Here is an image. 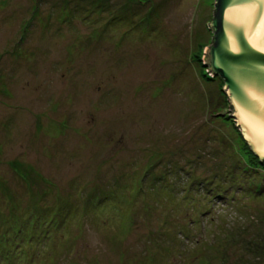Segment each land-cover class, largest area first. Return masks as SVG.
Instances as JSON below:
<instances>
[{
    "label": "rangeland",
    "instance_id": "obj_1",
    "mask_svg": "<svg viewBox=\"0 0 264 264\" xmlns=\"http://www.w3.org/2000/svg\"><path fill=\"white\" fill-rule=\"evenodd\" d=\"M215 2L0 0V264H264Z\"/></svg>",
    "mask_w": 264,
    "mask_h": 264
},
{
    "label": "water",
    "instance_id": "obj_2",
    "mask_svg": "<svg viewBox=\"0 0 264 264\" xmlns=\"http://www.w3.org/2000/svg\"><path fill=\"white\" fill-rule=\"evenodd\" d=\"M209 28L206 65L224 82L236 127L264 164V0H216Z\"/></svg>",
    "mask_w": 264,
    "mask_h": 264
},
{
    "label": "trees",
    "instance_id": "obj_3",
    "mask_svg": "<svg viewBox=\"0 0 264 264\" xmlns=\"http://www.w3.org/2000/svg\"><path fill=\"white\" fill-rule=\"evenodd\" d=\"M242 138V137H241ZM243 142H244V140H242ZM245 143V142H244ZM257 159V158H256ZM257 161H259L258 159H257ZM259 163H260V161H259ZM261 164V163H260ZM264 166V165H263ZM259 169H261V168H259Z\"/></svg>",
    "mask_w": 264,
    "mask_h": 264
}]
</instances>
